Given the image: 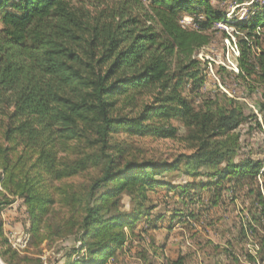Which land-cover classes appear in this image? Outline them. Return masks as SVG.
I'll use <instances>...</instances> for the list:
<instances>
[{
	"label": "trees",
	"instance_id": "1",
	"mask_svg": "<svg viewBox=\"0 0 264 264\" xmlns=\"http://www.w3.org/2000/svg\"><path fill=\"white\" fill-rule=\"evenodd\" d=\"M120 1V8L94 14L80 0H0V214L23 199L34 245L74 238L58 264H114L129 240L127 227L144 219L141 234L161 228L165 215L148 205L161 190L183 200L206 189L219 197L229 190L225 182L254 192L264 177V162L235 161L234 132L249 120L240 101L214 95L197 107L184 93L203 84L197 53L211 44L208 32L225 14L211 0ZM185 17L195 28L182 24ZM233 25L241 34L237 76L264 85V56L253 51L264 6ZM172 121L186 128L191 153L171 162L127 159L114 140L120 131L177 139ZM90 170L97 174L86 185H55ZM173 172L192 181L176 187ZM122 193L131 214L117 211ZM257 199L264 217L260 188ZM56 207L71 215L61 219ZM174 216L169 228L181 215ZM248 230L257 237L256 255L248 257L264 264V233ZM0 240L5 264H45L39 256L17 260L1 221ZM141 259L151 264L147 252Z\"/></svg>",
	"mask_w": 264,
	"mask_h": 264
},
{
	"label": "rangeland",
	"instance_id": "2",
	"mask_svg": "<svg viewBox=\"0 0 264 264\" xmlns=\"http://www.w3.org/2000/svg\"><path fill=\"white\" fill-rule=\"evenodd\" d=\"M120 3V0H80L77 5H84L95 14L102 10H116L120 8ZM211 3L225 14L226 20L214 25L208 32L212 37L211 44L197 53L203 69V84L197 92H190L191 89L186 86L184 93L197 107L214 95H226L240 101L249 120L234 132L240 137V150L235 161L251 159L264 162V113L259 111L260 104L264 103V85L257 83L254 78L245 80L237 76L240 73V51L237 43L238 35L241 34L233 25L245 21L256 5L264 6V0H211ZM182 24L186 28H195L190 17H185ZM259 35V44L253 51L258 56H264V29ZM171 123L179 128L177 139L131 135L120 131L114 135V140L127 149V159L136 158L140 162H171L180 154L191 153L190 144L185 140L188 135L186 128L179 121ZM96 174L97 171L90 170L55 185L81 187ZM169 180L176 187L192 181L178 172L171 173ZM205 180L199 178L197 181ZM257 180L259 186H254V192L249 190V184L240 187L225 182L229 190L221 193L219 197L215 190L210 189L192 192V197L184 200L167 190L151 195L148 205L157 204L158 214L165 215V222H159L161 228L149 231L148 234L140 232L146 226L144 219L136 222L131 228L127 227L125 231L129 240L118 252L115 263L144 264L141 254L145 251L151 264H166L180 257L185 259V264H255L248 256L256 255L257 237L250 230L248 235L244 232L252 226L259 233H264V217H261L257 199L259 188L264 194V177ZM117 199V211L124 214L133 212L131 199L125 193L120 194ZM58 213L61 219L71 215L68 210L62 208ZM175 214L181 216L175 219L171 224L172 228H169L168 220ZM256 217H260L259 221L254 220ZM28 218L24 200L18 198L0 214L4 237L8 240V245L18 252L17 260L29 255L41 257L45 264H58L64 252L76 246L74 238L34 245ZM149 218L154 219L155 215ZM1 249L3 247L0 240V251ZM75 259L77 257H73L72 261ZM110 262L109 264H113L114 261ZM65 263L66 261L62 260L60 264Z\"/></svg>",
	"mask_w": 264,
	"mask_h": 264
},
{
	"label": "water",
	"instance_id": "3",
	"mask_svg": "<svg viewBox=\"0 0 264 264\" xmlns=\"http://www.w3.org/2000/svg\"><path fill=\"white\" fill-rule=\"evenodd\" d=\"M0 264H4L1 259H0Z\"/></svg>",
	"mask_w": 264,
	"mask_h": 264
},
{
	"label": "bare ground",
	"instance_id": "4",
	"mask_svg": "<svg viewBox=\"0 0 264 264\" xmlns=\"http://www.w3.org/2000/svg\"><path fill=\"white\" fill-rule=\"evenodd\" d=\"M217 26V25H216Z\"/></svg>",
	"mask_w": 264,
	"mask_h": 264
}]
</instances>
